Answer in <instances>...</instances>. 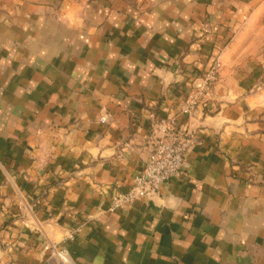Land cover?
<instances>
[{
  "label": "crops",
  "instance_id": "crops-1",
  "mask_svg": "<svg viewBox=\"0 0 264 264\" xmlns=\"http://www.w3.org/2000/svg\"><path fill=\"white\" fill-rule=\"evenodd\" d=\"M172 117L196 138L182 174L113 209ZM47 245L264 264V0H0V264H51Z\"/></svg>",
  "mask_w": 264,
  "mask_h": 264
},
{
  "label": "built area",
  "instance_id": "built-area-1",
  "mask_svg": "<svg viewBox=\"0 0 264 264\" xmlns=\"http://www.w3.org/2000/svg\"><path fill=\"white\" fill-rule=\"evenodd\" d=\"M220 64H214L207 77V85L190 94L181 109L189 120L193 119L201 96L207 95L211 85L218 80ZM150 155L141 174L131 189L120 194L114 201L113 209L121 208L137 198L149 197L182 174L186 156L195 145L194 133L186 124L178 123L175 117L158 119L152 126L149 138ZM51 264H74L69 251L58 245H47Z\"/></svg>",
  "mask_w": 264,
  "mask_h": 264
},
{
  "label": "rangeland",
  "instance_id": "rangeland-1",
  "mask_svg": "<svg viewBox=\"0 0 264 264\" xmlns=\"http://www.w3.org/2000/svg\"><path fill=\"white\" fill-rule=\"evenodd\" d=\"M216 63H217V64H220V68H219V72H218V77H219L220 72H221V69H222V62H221V60L219 59V57L215 59V62L213 63V65L216 64ZM211 68H212V67H210L209 70H207V71L204 72V75H203V77H202V78H203V83L200 84V85H197V86L193 87L194 89H192L191 94H192V93H195V92H197V91H200V89H202V87H205V86L207 85V77H208V74H209V71H210ZM214 84H215V83H214ZM214 84H213V85H214ZM213 85H211L208 94L210 93V91H211ZM202 90H203V89H202ZM208 94H207V95H208Z\"/></svg>",
  "mask_w": 264,
  "mask_h": 264
}]
</instances>
